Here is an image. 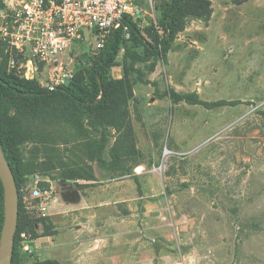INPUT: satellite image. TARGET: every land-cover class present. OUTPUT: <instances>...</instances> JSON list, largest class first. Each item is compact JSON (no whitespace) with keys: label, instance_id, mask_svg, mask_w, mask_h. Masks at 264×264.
<instances>
[{"label":"rangeland","instance_id":"obj_1","mask_svg":"<svg viewBox=\"0 0 264 264\" xmlns=\"http://www.w3.org/2000/svg\"><path fill=\"white\" fill-rule=\"evenodd\" d=\"M174 1H153L156 22ZM175 23L166 48L121 35L107 79L127 89L125 128L109 118L103 165L90 121L105 113L57 96L4 122L20 174L14 264H264V0H188ZM91 49L62 57L81 88Z\"/></svg>","mask_w":264,"mask_h":264},{"label":"built area","instance_id":"obj_2","mask_svg":"<svg viewBox=\"0 0 264 264\" xmlns=\"http://www.w3.org/2000/svg\"><path fill=\"white\" fill-rule=\"evenodd\" d=\"M154 0H3L0 8V42L7 57V70L25 81L53 92L73 79L62 57L70 46L87 42L100 52L122 22L139 21L147 3L155 32L163 35L153 16ZM45 77H44V76ZM44 77V79H41ZM34 197L39 190L32 192Z\"/></svg>","mask_w":264,"mask_h":264},{"label":"trees","instance_id":"obj_3","mask_svg":"<svg viewBox=\"0 0 264 264\" xmlns=\"http://www.w3.org/2000/svg\"><path fill=\"white\" fill-rule=\"evenodd\" d=\"M188 0H175L172 4L168 5L161 14V20L158 25L163 30V35L159 36L153 25L150 23L144 29H141L138 22L133 23L129 20L122 22V25L128 26L129 36L137 42H141L146 46H152L157 50L159 47L166 48L169 43L170 37L175 30V20L186 6ZM3 6L0 2V8ZM167 6V5H166ZM165 6V7H166ZM155 9V7H154ZM121 35H124L122 27L115 30L107 40L104 48L100 51L99 56L94 61L92 68L85 71L87 75V87L81 88L73 79L67 86H62L54 92H48L42 89L36 81H25L12 72L7 70V57L3 50L5 44L0 42V145L13 174L14 182L18 192V217L17 228L15 234L19 231L21 225V216L19 204L21 200L20 193V174L17 164L16 154L8 140L7 132L5 130L4 122L6 120H13L22 118L29 115L24 113L25 108L23 102H37L46 99H51L57 96H62L75 105H79L86 110H98L105 113L104 116L95 117L90 121V126L96 133H100L99 140L96 141L94 157L96 161L103 165V153L107 147V138L105 135V128L111 118L112 126L123 122L115 118L116 113L122 111V104L128 95L127 89L119 90L112 83L108 81V74L110 68L114 64L115 56L117 53ZM102 93V96H101ZM101 96V99L96 101ZM182 99L190 103H199L193 97H183ZM96 101V102H95ZM115 126L117 130L124 129L125 127ZM130 137L126 133H122L121 140L117 142V149L120 153L124 154L128 151ZM3 222V207H2V187L0 183V231ZM29 227L32 229L33 223ZM17 242V236L14 235L13 254L11 264H14V246Z\"/></svg>","mask_w":264,"mask_h":264},{"label":"water","instance_id":"obj_4","mask_svg":"<svg viewBox=\"0 0 264 264\" xmlns=\"http://www.w3.org/2000/svg\"><path fill=\"white\" fill-rule=\"evenodd\" d=\"M68 84L66 83L65 86ZM0 183L2 187L3 222L0 231V264H11L14 235L17 228L18 192L13 174L0 145Z\"/></svg>","mask_w":264,"mask_h":264}]
</instances>
